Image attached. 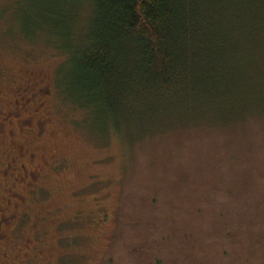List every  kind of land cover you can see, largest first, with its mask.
I'll list each match as a JSON object with an SVG mask.
<instances>
[{
    "label": "rangeland",
    "instance_id": "1",
    "mask_svg": "<svg viewBox=\"0 0 264 264\" xmlns=\"http://www.w3.org/2000/svg\"><path fill=\"white\" fill-rule=\"evenodd\" d=\"M79 1L0 0V264H105L110 256L125 264L150 220L149 241L164 264L182 224L210 223L216 199L235 188L247 239L225 222V262L264 264V246L246 256L247 241L264 237L256 204L264 201V117L235 127L190 124L135 142L133 128L117 133L99 109L65 99L84 104L69 64L49 46L74 44L90 15L82 0L74 22ZM157 220L179 228L168 233ZM208 226L209 240L225 242Z\"/></svg>",
    "mask_w": 264,
    "mask_h": 264
},
{
    "label": "trees",
    "instance_id": "2",
    "mask_svg": "<svg viewBox=\"0 0 264 264\" xmlns=\"http://www.w3.org/2000/svg\"><path fill=\"white\" fill-rule=\"evenodd\" d=\"M87 1L90 15L74 44L49 45L64 57L61 65L69 64L75 94L84 102L65 97L70 103L89 112L99 109L117 133L135 129L133 139L128 136L132 142L190 124L235 127L251 115L264 117V0ZM81 4L73 8L74 22ZM255 187L248 186L251 191ZM235 190L216 199L208 224L223 238L220 229L234 220L235 235L244 234L246 243V233L240 232L245 200ZM261 203L264 208L257 198L256 204ZM157 222L168 233L180 224ZM205 222L182 224L183 236L180 231L169 239L164 264H226L231 239L209 240ZM150 223L125 264H163L157 244L149 241ZM247 243L246 256L256 255L264 237L257 234L253 244ZM105 264H114L113 258Z\"/></svg>",
    "mask_w": 264,
    "mask_h": 264
}]
</instances>
